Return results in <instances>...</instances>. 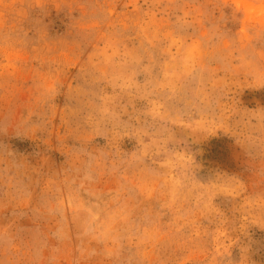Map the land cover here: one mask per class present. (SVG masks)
<instances>
[{
  "label": "rangeland",
  "instance_id": "374dc122",
  "mask_svg": "<svg viewBox=\"0 0 264 264\" xmlns=\"http://www.w3.org/2000/svg\"><path fill=\"white\" fill-rule=\"evenodd\" d=\"M0 264H264V28L0 0Z\"/></svg>",
  "mask_w": 264,
  "mask_h": 264
},
{
  "label": "clouds",
  "instance_id": "9594fccd",
  "mask_svg": "<svg viewBox=\"0 0 264 264\" xmlns=\"http://www.w3.org/2000/svg\"><path fill=\"white\" fill-rule=\"evenodd\" d=\"M231 5L244 27L255 25L264 28V0H231Z\"/></svg>",
  "mask_w": 264,
  "mask_h": 264
}]
</instances>
